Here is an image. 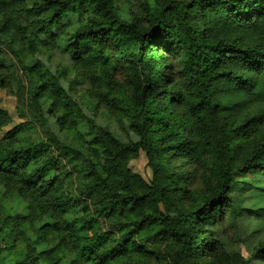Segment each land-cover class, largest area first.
Returning a JSON list of instances; mask_svg holds the SVG:
<instances>
[{"label": "trees", "instance_id": "1", "mask_svg": "<svg viewBox=\"0 0 264 264\" xmlns=\"http://www.w3.org/2000/svg\"><path fill=\"white\" fill-rule=\"evenodd\" d=\"M143 5L146 24L128 16L116 0H0V35L15 29L32 54L69 55L68 70L90 84L96 104L124 111L138 136L122 142L96 126L62 86L60 78L69 72L57 76L42 61L25 64L32 99L49 103L50 114L64 110L56 117L61 134L85 138L82 145L71 136L49 137L59 157L77 170L81 185L76 196L70 194L69 171L59 158L44 156L42 144H18L23 123L0 137V184L15 187L44 218L39 231L54 235L56 249L74 254L72 264H149L132 261L125 236L118 241L114 235L122 230L172 244L166 264H209L207 256L218 248L215 227L226 209H236L238 179L263 178L244 186L264 202V0ZM72 13L85 16L69 33ZM163 45L181 56L180 83L158 54ZM116 62L130 73V95L116 76ZM12 121L0 106V131ZM141 152L149 179L130 168ZM179 159L203 168L201 187L190 189ZM97 216L112 221L111 230L91 233ZM14 221L13 215L0 217V234L15 233ZM27 256L14 263L1 257L0 264L39 259L33 247ZM250 256L264 264V242ZM250 259L237 255L227 264Z\"/></svg>", "mask_w": 264, "mask_h": 264}, {"label": "rangeland", "instance_id": "2", "mask_svg": "<svg viewBox=\"0 0 264 264\" xmlns=\"http://www.w3.org/2000/svg\"><path fill=\"white\" fill-rule=\"evenodd\" d=\"M117 5L128 16L140 19L146 24V10L144 0H116ZM85 15L78 16L72 13L69 17V33L75 31L79 26V20ZM23 43L20 35L15 29L9 35H0V106L7 109L12 117V124L0 131V137L4 132L13 126L23 123L25 130L18 134V144L35 143L43 145L48 159L59 158L69 171L67 175V191L76 196L77 188L81 185L79 174L76 173L70 162L67 163L59 157L58 148L49 139L51 133L59 135L61 138L68 136L75 137L74 142L85 144V138L81 134L60 133L56 125V117L63 113V109L53 115L48 112L49 103H38L32 99L31 84L25 73L24 66L30 61H42L45 66L57 76L62 70L67 73L66 77H61L60 82L67 94L81 108L82 112L90 117L98 127L108 128L114 136L122 142H135L138 136L130 129L128 117L124 111H118L106 106L97 105L90 95V84L75 72L69 71L71 66L70 56L59 50L53 52L51 59L47 54H32ZM158 54L163 57L162 61L168 66L169 75L174 82L183 81L181 71V56L173 50H168L165 46H159ZM117 63L116 76L123 84L127 94H131L132 84L130 73L121 62ZM162 66V64H159ZM182 113V110H179ZM254 136L251 135L250 138ZM17 144V145H18ZM17 147V146H16ZM183 159L177 161V165L184 173H188L190 189H197L202 186L201 172L203 168L197 164L184 163ZM130 168L140 173L144 178H151V171L147 166V159L143 152L140 156L130 162ZM260 176L250 175L238 179L239 192L236 195L235 211L225 210L224 217L215 227L217 234L218 248L207 256L209 264H227L229 258L241 256L244 259L251 258V253L258 245L264 242V202L254 193L251 186H244L245 183H253ZM15 187H5L0 184V217L7 214L15 217L14 224L16 232L11 234L4 230L0 234V258L12 263L18 261H28L32 247L39 255L36 264H72L75 255L68 250L62 251L55 248L57 239L54 235L44 234V230L39 231L44 218L32 212L27 201L18 197ZM1 226V222H0ZM112 221L104 217L97 216L93 223L94 231L111 230ZM115 237L118 241L125 236L130 245V255L133 262L149 264H166L170 262L173 245L166 240L154 238L152 234H147L142 238L136 235H128L125 231H116ZM250 264H256L257 260L250 259Z\"/></svg>", "mask_w": 264, "mask_h": 264}]
</instances>
